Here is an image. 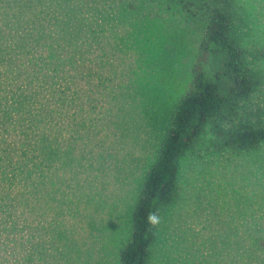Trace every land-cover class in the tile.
I'll use <instances>...</instances> for the list:
<instances>
[{
    "label": "rangeland",
    "instance_id": "374dc122",
    "mask_svg": "<svg viewBox=\"0 0 264 264\" xmlns=\"http://www.w3.org/2000/svg\"><path fill=\"white\" fill-rule=\"evenodd\" d=\"M219 2L0 0V39L45 35L79 70L59 106L66 127L52 111L37 126L50 159L30 183L23 243L11 238L0 264H120L144 175L189 88L207 8ZM234 26L244 48L263 52L264 0H236ZM248 60L264 75V57ZM246 107L264 123V82ZM208 140L205 128L178 160L175 199L160 209L148 264H264V142L215 152ZM11 178L0 170V187Z\"/></svg>",
    "mask_w": 264,
    "mask_h": 264
},
{
    "label": "trees",
    "instance_id": "16d2710c",
    "mask_svg": "<svg viewBox=\"0 0 264 264\" xmlns=\"http://www.w3.org/2000/svg\"><path fill=\"white\" fill-rule=\"evenodd\" d=\"M235 2L220 0L207 8L189 88L179 99L156 157L144 175L131 212V237L119 252L120 264H148L160 209L175 199L178 160L193 148L205 128L209 132L208 148L215 152H247L264 142L263 121L254 118L246 107L264 82V75L253 70L248 59H261L264 51L250 52L241 44L234 26ZM1 36L0 115L4 121H0V136L14 135L19 140L15 145L12 138H0V154H7V167L1 164L4 156L0 155V170L12 171L9 187H0V260H8L11 238L16 244L23 243L17 236L24 239L26 214L34 196L30 183L50 159L47 149L38 142L42 132L36 131L37 126L45 123L52 111L59 113L66 127L64 110L59 106L69 90L65 83L72 81L79 70H69L71 63L65 64L61 53L45 42V35L22 34L13 40L4 32ZM5 180L6 174L3 181L7 184Z\"/></svg>",
    "mask_w": 264,
    "mask_h": 264
},
{
    "label": "clouds",
    "instance_id": "9594fccd",
    "mask_svg": "<svg viewBox=\"0 0 264 264\" xmlns=\"http://www.w3.org/2000/svg\"><path fill=\"white\" fill-rule=\"evenodd\" d=\"M149 219H154L153 217H150Z\"/></svg>",
    "mask_w": 264,
    "mask_h": 264
}]
</instances>
